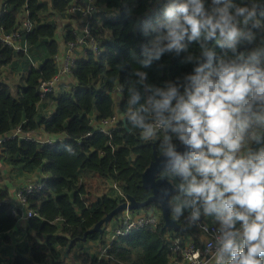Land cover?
Returning a JSON list of instances; mask_svg holds the SVG:
<instances>
[{
  "label": "trees",
  "instance_id": "16d2710c",
  "mask_svg": "<svg viewBox=\"0 0 264 264\" xmlns=\"http://www.w3.org/2000/svg\"><path fill=\"white\" fill-rule=\"evenodd\" d=\"M73 1L86 4V0H4V11L0 14V27L6 33L18 26L24 13L34 24L21 39L28 47L26 54L15 52L0 42V137L4 138L0 145V161L7 163L16 177L36 170L44 175L39 180L42 187L26 196L29 208L36 215L27 219L29 234L23 242L19 240L22 231L12 234V230L17 229V220L11 213L9 191L0 170V245H5L0 247V263L62 264L67 261L64 252L73 240L68 253L74 247H80L73 253V258L80 264H110L112 261L116 264H169L170 252L164 235L182 236L188 230L187 212L178 219L174 216L181 226L179 230L163 228L161 217L155 228L132 229L127 235L118 236L107 249V260H99L97 254L83 249L89 241L100 242L104 247V229L102 235L93 232L86 234L84 240L82 237L126 196L142 202L151 194L150 189L142 187L141 173L153 158V144L156 153H161L162 139L158 136L144 141L127 118L128 112L133 110L128 105L127 91L129 81L137 79L133 72L144 71L148 83L161 85L165 80L190 71V66L179 63L183 53L180 57L165 55L148 68H142L138 63V59H142L141 45L150 39L143 35V22L155 23L161 18L166 2L94 0L96 7L109 12L104 15L100 10L90 20L101 35L100 54L82 49L83 55H77L72 68L74 85L69 90L49 91L41 99L39 85L57 73L54 59L58 52L57 24L53 18L78 19L66 13ZM235 2L244 3L246 0ZM81 26L80 23L79 28ZM64 29L65 40H74L76 34L69 25ZM196 47L190 45L193 51L197 50ZM38 49L40 53L46 50L47 54L37 66H33L27 55L32 61ZM20 56L25 57L24 70L19 71L17 92L12 94V84L4 81L3 68L14 66V60ZM45 100L55 103L49 117L39 109ZM115 114L120 119L110 136L97 129V121ZM16 129L20 135L8 137ZM36 130L62 138L49 144L22 137ZM82 170L109 178L119 190L117 196L102 194L91 200L88 188L79 181ZM163 172L157 177H166L175 184L177 179L167 177ZM153 206L159 207V204L151 202L142 209ZM10 248L14 251L11 259L3 260L2 254Z\"/></svg>",
  "mask_w": 264,
  "mask_h": 264
},
{
  "label": "clouds",
  "instance_id": "9594fccd",
  "mask_svg": "<svg viewBox=\"0 0 264 264\" xmlns=\"http://www.w3.org/2000/svg\"><path fill=\"white\" fill-rule=\"evenodd\" d=\"M142 31V68L183 53L191 69L161 85L136 70L127 89L141 139L163 133L175 217L214 218L213 264H264V0H168Z\"/></svg>",
  "mask_w": 264,
  "mask_h": 264
},
{
  "label": "built area",
  "instance_id": "2783aa9c",
  "mask_svg": "<svg viewBox=\"0 0 264 264\" xmlns=\"http://www.w3.org/2000/svg\"><path fill=\"white\" fill-rule=\"evenodd\" d=\"M158 3L168 2V0H155ZM99 9L94 5V0H86L85 5L78 4L76 1L71 2L68 5L66 10L67 15L77 16L78 20V33L72 41H68L65 44V49L63 55L59 57L55 55L54 59L57 64V73L47 82H41L39 85L40 98H44L45 95L54 89V87L63 79L64 77L72 76V68L74 67V61L77 58L76 51L78 49H89L98 55L101 52V49L98 48L100 43L101 35L97 32L96 27L90 23V20L93 18L94 14ZM3 5L0 9V14L3 12ZM76 20V19H75ZM19 24L12 31L6 33L0 27V42L4 45L11 47L15 52L27 53L26 43H21V39L25 33L30 32L34 24L27 18V14L24 13L20 20ZM82 24L79 28V24ZM98 37L99 39H97ZM28 57V55H27ZM118 91V89L116 90ZM117 95V94H116ZM120 117L115 114L107 119L99 120L95 123V126L102 133L110 136L111 131L117 125ZM20 135L19 129L13 131L8 137H14ZM27 134V133H26ZM26 134H23L22 137L30 139ZM163 138V133L159 134V137ZM62 137L57 136L53 139H46L45 141H38L40 143H49L53 144L60 140ZM4 138L0 137V145ZM1 149V147H0ZM42 187L40 182H31L27 183L18 189L15 192V200L11 202V213L18 219H29L30 217L36 215V213L29 208L26 201L27 194L31 193L36 188ZM161 207L153 206L148 209L141 210H129L124 209L119 212L116 217H113L117 222V227L110 234V241L115 240L118 236L127 235L128 232L132 229L151 227L155 228L160 223L162 217ZM200 225H206L208 231L205 232L201 227L189 226L191 232L189 238H183L182 236L173 237L170 233L164 235V239L167 243L168 250L170 252L169 264H213L214 252L209 248V242L212 237V233L216 228V224L209 221L205 217H201L199 221ZM195 237H198V240H195ZM107 243L101 251L98 253V259L107 260L109 256L107 255V249L110 243ZM0 264H10L8 261H3ZM62 264H73L70 261L63 262ZM104 264V263H100Z\"/></svg>",
  "mask_w": 264,
  "mask_h": 264
},
{
  "label": "crops",
  "instance_id": "0c3cea01",
  "mask_svg": "<svg viewBox=\"0 0 264 264\" xmlns=\"http://www.w3.org/2000/svg\"><path fill=\"white\" fill-rule=\"evenodd\" d=\"M3 4H4V0H0V9H1ZM162 4H163V2H162ZM101 9H102V12L106 11L104 8H101ZM103 13H104V15L109 14L108 11L107 12H103ZM53 20L57 24V29H56L55 33H59V37L55 36V40L57 41V44H58V52H57L56 55L61 57L63 55L64 49H65V44L67 42L65 40L66 32H65L64 27L69 25V28L72 29V31L74 33H78V23L76 22L75 19L69 18V17H65V16H63V17L57 16V17H54ZM21 43H22V41H21ZM27 49H28V47H27ZM76 54L78 56H82L83 55V51L78 49L76 51ZM44 57H45L44 52H42L40 60L35 61L36 63H32L31 58L29 57V54H28L27 59H28V61H30L32 63L33 66H37L41 62V59L44 58ZM23 62H21L20 58L18 57V58H16L14 60V63H13L14 66H6L5 68H3V70H4L3 74H4V79H5L4 81L5 82L7 81L8 77L10 76V74H12L13 77H15V76L17 77L16 78V82L19 83V75L18 74H19V71L24 70V66H22ZM15 64H17L19 66H22V67L19 68V66H16ZM9 83H11V82H9ZM17 83L15 85V88L17 86ZM73 85H74L73 77L72 76H68V77H64L63 79H61V81H59V83L54 87L53 90L56 91V92L59 91L60 89L69 90L70 87H72ZM44 105H46V108L43 107ZM39 109H41V110L45 109V111H46L45 116L49 117L51 115V113L53 112V110L55 109V103L45 100V102L39 107ZM26 136L30 137V139L35 140V141H45L46 139H53V138L57 137L56 135L47 134V133H45L42 130L31 131V132L27 133ZM0 170H1V172L3 174V177H4L3 183L7 187L8 191H9V197L11 199V202L15 201L16 189H18L19 187H21V186H23V185H25L27 183H31V182H35V181L39 182L40 178L44 177V175L41 172H39L38 170L23 174V175H21L19 177H16V176H14L11 173L10 166L7 163L2 162V161H0ZM27 177L29 178V180H27ZM178 182L179 181L177 179L175 181V184H173L174 187H175V185ZM177 194L178 193L176 191V193H174L172 196L177 195ZM172 196H170V198ZM170 198H169V201H170ZM172 207H173L172 206V202L170 201V212H169V214H170L171 217H172V214H173V218H174L175 215H174V213L172 211ZM142 208L143 207H141V208H139L137 210H141ZM161 212H162V210H161ZM185 212H187V211H185ZM15 218L17 220V223H16V228L17 229L12 230V234L16 235V232L22 231L23 234L20 236L19 240L23 241V242H26L27 236L29 234V232H27V219H18L17 217H15ZM205 218H207L209 221H211V222L216 224L214 218H212V217H205ZM190 232H191V230H190L189 224H188V230L184 231V233L182 234V237L183 238H189L190 237ZM198 239H199L198 237H195V240H198ZM99 244H100V242H97V241H95V242L94 241H89L87 243V246H86V244H84L83 247L84 248L89 247L90 252L99 255L98 253L103 248L102 246H99ZM4 246L5 245H3V244L0 245V247H4ZM13 253H14L13 248H10V249L6 250V252L2 254L3 260L11 259V256L13 255ZM73 253H74L73 251L68 253V255H67L68 258L66 260L72 262L73 264H80L79 262H76L75 259L73 258ZM110 264H116V263L114 261H112Z\"/></svg>",
  "mask_w": 264,
  "mask_h": 264
},
{
  "label": "water",
  "instance_id": "95a60500",
  "mask_svg": "<svg viewBox=\"0 0 264 264\" xmlns=\"http://www.w3.org/2000/svg\"><path fill=\"white\" fill-rule=\"evenodd\" d=\"M153 146V158L149 162L148 166L141 173V184L145 189H150L151 194L142 202L136 201L132 196H126L124 201L119 203L114 209L109 211L104 217L99 219L91 228H89L82 240L85 239L86 234L98 232L100 235L103 233V226L107 225L115 214L123 211L124 209L134 210L141 208L145 205L150 204L151 202H157L162 210L163 218V228H172L174 230L181 229V226L176 222V220L170 216V201L169 198L174 193H176V188L174 187L171 180L166 177L159 176L161 172L165 171L164 168V157L162 153L157 154ZM167 189L168 194L165 196L163 190ZM73 240H70L67 250L64 252V255H68V251L71 248Z\"/></svg>",
  "mask_w": 264,
  "mask_h": 264
},
{
  "label": "rangeland",
  "instance_id": "374dc122",
  "mask_svg": "<svg viewBox=\"0 0 264 264\" xmlns=\"http://www.w3.org/2000/svg\"><path fill=\"white\" fill-rule=\"evenodd\" d=\"M40 1H46V0H40ZM76 22H78L77 19H76ZM55 36L56 37H59V33H55ZM29 49H32V48L29 47ZM43 51H44V55H46L47 54V51L46 50H43ZM35 55H34V57L32 56V63H36L35 61H37L38 58L41 57V53L39 52V49L36 51ZM19 58H20V61L21 62H23L25 60V57L22 58V56H20ZM16 78H17L16 76L13 77L12 74H10V76L8 77V79L6 81V82H11V84H12L10 86V89H11L12 94H16V92H17V89L15 88V85L17 83L16 82ZM43 107L46 108V105H44ZM40 111H41V113L43 115L46 114L45 109L44 110H40ZM163 173L167 177H171L170 175H168L166 173V171H164ZM27 180H29L28 177H27ZM79 181H80L81 184H83L84 186H86L88 188L89 198L91 200L96 199L98 196H100L102 194H106L108 196L116 197L117 194L119 193L118 188L112 183V181L109 178L101 177L98 174L93 173L92 171H89V170H82V171H80V173H79ZM175 196L176 195H174V196H172L170 198V201L172 202V206L174 205V202H175L174 201V197ZM117 226H118L117 225V222L114 219H111V221L107 225L103 226L104 234H103L102 238L104 239V242L106 244L110 241V238H109L110 237V234H112V231ZM109 243H111V242H109ZM79 245H81V244H79ZM86 246H87V243H86ZM99 246H101V244H99ZM79 248L80 247H76V248L74 247L73 248V252L77 251ZM83 249L85 251H88L89 250V247H86V248L83 247Z\"/></svg>",
  "mask_w": 264,
  "mask_h": 264
}]
</instances>
